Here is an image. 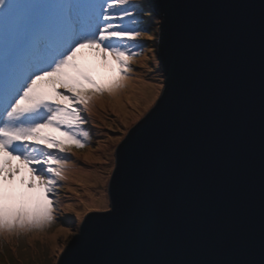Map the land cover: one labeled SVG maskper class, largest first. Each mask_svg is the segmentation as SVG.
<instances>
[{
    "label": "water",
    "instance_id": "1",
    "mask_svg": "<svg viewBox=\"0 0 264 264\" xmlns=\"http://www.w3.org/2000/svg\"><path fill=\"white\" fill-rule=\"evenodd\" d=\"M150 3L164 87L57 264H264V0Z\"/></svg>",
    "mask_w": 264,
    "mask_h": 264
},
{
    "label": "snow or ice",
    "instance_id": "2",
    "mask_svg": "<svg viewBox=\"0 0 264 264\" xmlns=\"http://www.w3.org/2000/svg\"><path fill=\"white\" fill-rule=\"evenodd\" d=\"M15 8L16 0H0V16ZM144 11L139 0H98L86 11L65 3L47 32L7 63L0 77V240L56 223L74 150L89 147L85 125L97 100L126 87L142 38H152L141 27ZM105 70L115 74L108 82Z\"/></svg>",
    "mask_w": 264,
    "mask_h": 264
},
{
    "label": "rangeland",
    "instance_id": "3",
    "mask_svg": "<svg viewBox=\"0 0 264 264\" xmlns=\"http://www.w3.org/2000/svg\"><path fill=\"white\" fill-rule=\"evenodd\" d=\"M69 2L76 3L81 10L86 11L98 3V0H56V10ZM139 2L143 7L147 5V0ZM47 8L49 6L46 0H16L14 15L9 18L0 16V77L14 56L23 54L30 48L33 39L47 32L49 25L46 26L44 23L51 15L50 9ZM33 9L39 15L37 28L46 26L38 35H35L36 30L32 25ZM149 15L151 13L147 12L151 24L156 25L158 17L151 18ZM141 21V27L147 30L142 17ZM156 39V33L151 39L147 38L151 41L144 48L143 55L136 58L132 64L134 71L130 74L131 78L125 81L126 87L115 96L105 94L97 100L93 114L89 118L90 122L85 125L90 131L89 147L74 150L72 159L76 166L67 187L60 192L56 223L43 233L0 240V264H57L64 247L77 234L83 216L109 210L107 185L115 164V149L129 128L152 108L162 90L158 86L164 83L163 70L156 56V43L153 42ZM145 40L146 37L142 38L141 42L144 44L147 42ZM114 75L108 70L106 74H102V80L108 82ZM142 81L146 84L142 85ZM147 101L149 103L144 109V111L147 109L144 114L141 112L143 114L141 117L132 120L128 113L135 114L136 106L142 107ZM77 166L82 170V174ZM67 188L76 189L81 194L77 196L69 190L70 194L65 195ZM103 196L107 197L108 202Z\"/></svg>",
    "mask_w": 264,
    "mask_h": 264
},
{
    "label": "bare ground",
    "instance_id": "4",
    "mask_svg": "<svg viewBox=\"0 0 264 264\" xmlns=\"http://www.w3.org/2000/svg\"><path fill=\"white\" fill-rule=\"evenodd\" d=\"M43 27L45 28L46 26H41V27H39V29L37 28V26L36 27H34L35 28V30H36V33H35V35H38L39 33H40V31H41V29H43ZM38 29V30H37ZM34 35V36H35ZM35 38V37H34ZM33 39V38H32ZM30 43V42H29ZM29 45V44H28ZM108 70H105L104 72H103V74H106V72H107ZM141 84L143 85V84H146V83H144L143 81L141 82ZM137 98V97H136ZM154 99V98H153ZM153 99H152V101H153ZM152 101H150V102H152ZM148 101L145 103V104H143V106L141 107L140 105H138V106H136L137 108L135 109V114L133 113H128L129 114V116L131 117V119L132 120H136V119H138L139 117H141L143 114H144V112L147 110H145L144 111V109L146 108V107H148L147 105H148ZM141 112H143V114H141ZM124 125H126V124H124ZM109 156H111V154H108ZM77 168L80 170V173L82 174V170L77 166ZM89 170H90V168H89ZM91 171V170H90ZM70 194V193H69ZM103 198L108 202V200H107V197L106 196H103ZM100 202V204H101V202H102V199L99 201Z\"/></svg>",
    "mask_w": 264,
    "mask_h": 264
},
{
    "label": "trees",
    "instance_id": "5",
    "mask_svg": "<svg viewBox=\"0 0 264 264\" xmlns=\"http://www.w3.org/2000/svg\"><path fill=\"white\" fill-rule=\"evenodd\" d=\"M148 14H149V12H148ZM151 18H153V16L152 15H149ZM142 18L144 19V21H145V23H144V26L145 27H147V30L150 28V33L152 34V36L156 33L157 34V26H155V25H153V24H151V22H150V19H149V17L147 16V12L145 13V11H144V15L142 16ZM143 26V25H142ZM150 26V27H149ZM145 41H147L146 43H144V45H145V47L147 46V44L151 41V40H147V37H146V40ZM154 43H156L155 45L157 46V41H153ZM79 164H83L82 162H79ZM70 193V191H69V189L67 188V191L65 192V195L67 194H69Z\"/></svg>",
    "mask_w": 264,
    "mask_h": 264
},
{
    "label": "clouds",
    "instance_id": "6",
    "mask_svg": "<svg viewBox=\"0 0 264 264\" xmlns=\"http://www.w3.org/2000/svg\"><path fill=\"white\" fill-rule=\"evenodd\" d=\"M145 7V9L147 10V12H149V13H151V15L153 16V18L155 17V16H157L156 15V13H155V11L153 10V8H152V5H151V3H150V0H147V5H145L144 6ZM155 26H157V24L155 25ZM157 28V27H156ZM160 64V63H159ZM160 67H161V65H160ZM162 69V68H161ZM116 156V155H115ZM107 191H108V194H109V190H108V185H107ZM109 201H110V208H109V210H111V199H110V194H109ZM109 210H107V211H109ZM107 211H104V212H107ZM92 214V213H91ZM87 216V215H86ZM85 215L83 216V218H82V220L86 217ZM82 220L80 221V223L82 222Z\"/></svg>",
    "mask_w": 264,
    "mask_h": 264
}]
</instances>
